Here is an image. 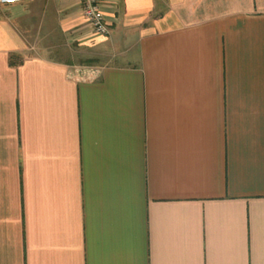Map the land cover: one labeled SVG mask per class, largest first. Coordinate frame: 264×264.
I'll return each mask as SVG.
<instances>
[{
  "label": "crops",
  "instance_id": "obj_1",
  "mask_svg": "<svg viewBox=\"0 0 264 264\" xmlns=\"http://www.w3.org/2000/svg\"><path fill=\"white\" fill-rule=\"evenodd\" d=\"M36 1L0 4V264H264V0ZM42 1L96 65L34 54Z\"/></svg>",
  "mask_w": 264,
  "mask_h": 264
},
{
  "label": "rangeland",
  "instance_id": "obj_2",
  "mask_svg": "<svg viewBox=\"0 0 264 264\" xmlns=\"http://www.w3.org/2000/svg\"><path fill=\"white\" fill-rule=\"evenodd\" d=\"M45 2L46 1L41 2V7L39 9L38 16H36V19L31 21L35 35V38H30L31 43L34 46V48L32 49L34 54H38V52L45 51V48H47L46 50H51L52 54L61 52L66 56H70L69 58L73 57L72 60L81 63L80 65H96V60L95 58L90 57V53L86 54L84 51H79L80 47L78 46L77 42L70 41V38H60L59 28L57 26L55 27L54 23L51 27V30L53 31V34L50 35L51 38H46L45 34L47 27L44 25L45 21L43 20V15L45 12ZM36 3V0H26L21 3H14L13 5H9V7L16 8L17 10H24V8L27 9L30 4ZM53 13L54 15L58 14L55 11H53ZM53 22L56 21L53 20Z\"/></svg>",
  "mask_w": 264,
  "mask_h": 264
},
{
  "label": "built area",
  "instance_id": "obj_3",
  "mask_svg": "<svg viewBox=\"0 0 264 264\" xmlns=\"http://www.w3.org/2000/svg\"><path fill=\"white\" fill-rule=\"evenodd\" d=\"M24 1L26 0H0V4L9 5ZM79 1L81 2L82 13L92 27L93 31L101 35H108L110 33V28L108 26L100 0Z\"/></svg>",
  "mask_w": 264,
  "mask_h": 264
}]
</instances>
